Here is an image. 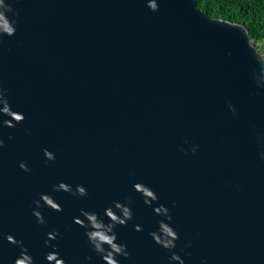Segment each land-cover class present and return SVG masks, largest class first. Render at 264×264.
I'll list each match as a JSON object with an SVG mask.
<instances>
[{
	"label": "water",
	"instance_id": "obj_1",
	"mask_svg": "<svg viewBox=\"0 0 264 264\" xmlns=\"http://www.w3.org/2000/svg\"><path fill=\"white\" fill-rule=\"evenodd\" d=\"M195 1L0 0V264H264V58Z\"/></svg>",
	"mask_w": 264,
	"mask_h": 264
},
{
	"label": "trees",
	"instance_id": "obj_2",
	"mask_svg": "<svg viewBox=\"0 0 264 264\" xmlns=\"http://www.w3.org/2000/svg\"><path fill=\"white\" fill-rule=\"evenodd\" d=\"M195 5L209 18H221L244 25L264 58V0H196Z\"/></svg>",
	"mask_w": 264,
	"mask_h": 264
},
{
	"label": "clouds",
	"instance_id": "obj_3",
	"mask_svg": "<svg viewBox=\"0 0 264 264\" xmlns=\"http://www.w3.org/2000/svg\"><path fill=\"white\" fill-rule=\"evenodd\" d=\"M150 7L152 8V10H156V9H157V5H156L155 3H152V4L150 5ZM7 31H8V34H9V35L13 34V29L9 28V29H7ZM15 119H16L17 121H20V120L23 119V117H22V116H16ZM9 126H12V124H9ZM46 155H47L48 159H53V158H54V157L52 156L51 153H46ZM21 167L24 168L25 170H27L26 167H25L24 165H21ZM61 187L64 188V190H66V191L68 190V188H67L66 185H63V184H62ZM79 192H80L81 194H85L83 188H79ZM54 207H57V210H60V209L58 208V206H55V205H54ZM121 222H123V221H121ZM100 238L103 239V240H107V239H108L107 237H103V236H101ZM9 239H11V238L9 237Z\"/></svg>",
	"mask_w": 264,
	"mask_h": 264
}]
</instances>
